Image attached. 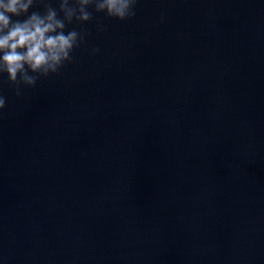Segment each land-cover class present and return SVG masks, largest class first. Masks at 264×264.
Segmentation results:
<instances>
[{
	"label": "water",
	"instance_id": "water-1",
	"mask_svg": "<svg viewBox=\"0 0 264 264\" xmlns=\"http://www.w3.org/2000/svg\"><path fill=\"white\" fill-rule=\"evenodd\" d=\"M89 10L58 73L0 76V256L264 264V0Z\"/></svg>",
	"mask_w": 264,
	"mask_h": 264
},
{
	"label": "clouds",
	"instance_id": "clouds-1",
	"mask_svg": "<svg viewBox=\"0 0 264 264\" xmlns=\"http://www.w3.org/2000/svg\"><path fill=\"white\" fill-rule=\"evenodd\" d=\"M140 0H0V76L15 85L20 96L23 87H34L40 77L58 73L71 62L73 50L85 40L83 30H68L74 21L87 23L89 9L107 17L126 21L136 15ZM41 8L42 10H33ZM164 17H161L163 21ZM103 31V25H97ZM99 52L91 50L92 55ZM6 98L0 94V115ZM0 264H6L0 256Z\"/></svg>",
	"mask_w": 264,
	"mask_h": 264
}]
</instances>
